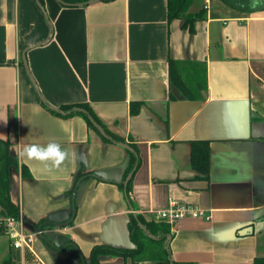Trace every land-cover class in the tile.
Returning a JSON list of instances; mask_svg holds the SVG:
<instances>
[{"label": "crops", "instance_id": "crops-1", "mask_svg": "<svg viewBox=\"0 0 264 264\" xmlns=\"http://www.w3.org/2000/svg\"><path fill=\"white\" fill-rule=\"evenodd\" d=\"M88 1L43 0V13L37 0H0V141L18 162L10 168L11 201L33 232L42 220L69 221L75 197L73 222L42 230L54 246L39 237L34 262L83 264L72 244L85 264L98 244L134 248L127 225L139 213L171 226L177 263L255 264L264 258V8L193 0L189 13L206 12L190 32L182 19L168 22L167 0ZM170 59L191 86L205 70L201 100L171 87ZM79 103L128 148L104 142L80 116L51 112ZM194 141L210 143L205 180L192 168ZM49 142L67 152L58 167L18 155L25 144ZM128 144L142 161L132 205L119 186L133 152ZM80 171L93 176L71 195ZM172 205L205 215L161 220L158 212ZM0 253L19 261L9 245ZM100 262L133 264L112 256Z\"/></svg>", "mask_w": 264, "mask_h": 264}, {"label": "trees", "instance_id": "trees-1", "mask_svg": "<svg viewBox=\"0 0 264 264\" xmlns=\"http://www.w3.org/2000/svg\"><path fill=\"white\" fill-rule=\"evenodd\" d=\"M40 7L43 6V0H37ZM64 4H69L71 6L77 4L78 2H86L88 0H61ZM224 4L231 8H236L241 11H249L254 5V1L258 3L259 7L264 8V0H222ZM193 0H167L168 6V22L171 23L174 19H182L184 22L183 28L189 29L190 32H194L195 21L204 18L205 10L201 9L197 13H189L188 10L191 7ZM258 8V7H257ZM256 9V8H254ZM169 73L171 87L179 90L185 99L190 100H201L203 98L202 92L206 90V72L202 75V79L197 82L196 86H191L189 82L184 79V76L179 71V63L175 60L170 59L169 61ZM175 96L171 95V100H174ZM140 104H131V115L139 113ZM56 115L62 116L64 118H71L74 116L82 117L89 128H92L102 137L104 142L108 143H126L123 138L114 134L102 123L99 117L96 115L94 110L87 103L64 105L60 108V112L51 111ZM96 123L101 127L105 135H102L98 128L94 125ZM133 152L129 151V165L123 174L122 181L120 183V188L126 193V197L131 202V191L132 183L134 179V173L137 168L141 165V158L138 157L137 146L133 144H128ZM210 143L208 141H194L192 142L191 151V164L193 170L199 174L197 179H208L209 169H210ZM18 162L16 157L10 155L8 142L0 141V207L2 212L7 215L18 216V207H16L10 196V168L12 166H17ZM131 174L129 180L128 177ZM30 173L25 171L23 168V176H29ZM93 176L92 173H82L81 171L76 175V183L71 195L77 189L78 183L81 180H86L87 178ZM46 221L42 220L37 225V228L42 227V230L46 229ZM129 237L131 243H133L134 248H118L105 244L95 245L91 249L90 253V264H101L100 258L102 256H112L120 257L124 260H131L133 264H138L140 261L151 260L158 262L160 264H182L177 263L171 259V253L169 248V238L171 237V226L166 222H153L147 221L142 214L130 213L129 221ZM27 261L30 263H35L33 257L30 253L26 255ZM2 264H15L12 261V257H9ZM190 264H195L191 263ZM255 264H264V258H258Z\"/></svg>", "mask_w": 264, "mask_h": 264}, {"label": "built area", "instance_id": "built-area-1", "mask_svg": "<svg viewBox=\"0 0 264 264\" xmlns=\"http://www.w3.org/2000/svg\"><path fill=\"white\" fill-rule=\"evenodd\" d=\"M158 215L161 220L172 223L188 215L198 217L204 216L205 213L200 208L190 205H172L169 209L159 211ZM40 234V231L28 232L25 220L21 215H7L2 212V208L0 209V235H5L9 240V249L20 255L19 261L14 258H12V261L15 260L18 264H37L29 263L26 255L27 253L33 254L34 242L39 238Z\"/></svg>", "mask_w": 264, "mask_h": 264}, {"label": "clouds", "instance_id": "clouds-1", "mask_svg": "<svg viewBox=\"0 0 264 264\" xmlns=\"http://www.w3.org/2000/svg\"><path fill=\"white\" fill-rule=\"evenodd\" d=\"M26 160H38L46 163L45 167H58L67 156L66 150L61 149L55 142H49L45 145L29 143L25 144L22 151L18 154Z\"/></svg>", "mask_w": 264, "mask_h": 264}, {"label": "water", "instance_id": "water-1", "mask_svg": "<svg viewBox=\"0 0 264 264\" xmlns=\"http://www.w3.org/2000/svg\"><path fill=\"white\" fill-rule=\"evenodd\" d=\"M59 2H61V3H63L61 0H58ZM92 1H95V0H89L88 2H92ZM64 4V3H63ZM41 9H42V11H43V13H45V11H44V9H43V7H40ZM94 125L98 128V130H99V132L102 134V135H105V132H104V130L101 128V127H99L96 123H94ZM119 145H122V146H124L125 148H128V146L126 145V144H124V143H120ZM130 149V148H129ZM72 216H71V218L69 219V221H67V222H65V223H62V224H57V223H50V222H45L44 223V225L45 226H54V227H65V226H68V225H70L72 222H73V220H74V218H75V213H76V207H75V197H73V199H72ZM39 231L41 232V234H40V236L39 237H41L43 240H45L51 247H53L54 245L47 239V237H45L44 235H42V227H40L39 228ZM72 247H74L75 248V250L77 251V253L80 255V257H81V259H82V263L83 264H85V261H84V259H83V257H82V255H81V253H80V251L78 250V248L76 247V245H74V244H72L71 245Z\"/></svg>", "mask_w": 264, "mask_h": 264}, {"label": "rangeland", "instance_id": "rangeland-1", "mask_svg": "<svg viewBox=\"0 0 264 264\" xmlns=\"http://www.w3.org/2000/svg\"><path fill=\"white\" fill-rule=\"evenodd\" d=\"M14 172V171H13ZM0 252H3V246L9 245V240L5 235H0ZM5 248V247H4ZM1 254V253H0ZM6 259V254L0 256V264ZM3 261V262H2ZM17 263V262H16ZM31 263V262H30Z\"/></svg>", "mask_w": 264, "mask_h": 264}]
</instances>
